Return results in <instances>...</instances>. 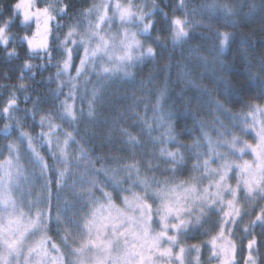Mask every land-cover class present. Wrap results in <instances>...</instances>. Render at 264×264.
<instances>
[{
    "label": "snow or ice",
    "instance_id": "6c2138e0",
    "mask_svg": "<svg viewBox=\"0 0 264 264\" xmlns=\"http://www.w3.org/2000/svg\"><path fill=\"white\" fill-rule=\"evenodd\" d=\"M164 3L167 7V0ZM145 7L135 0H98L76 10L65 0H16L8 15L0 8V47L17 41L27 45L28 59L20 66L18 79L23 81L25 73L35 67L57 69L55 79L49 76L37 82L56 84L47 95L38 94L35 99L24 95L25 102L32 101L30 109L19 107L17 93L26 92L31 85H0L14 89L0 107V119L6 121L0 133L7 139L17 132L15 140L0 145V156L5 148L8 152L0 160V264H185V252L199 254L200 247L186 248L180 244V236L194 231L209 237L202 246L210 248L209 258L220 259V264H240L232 237L237 231L241 239L251 236L244 246V264H258L255 253L261 241L254 229L259 226L264 236V204L260 203L264 201V52L257 57L255 70L247 55L242 66L234 59H222L236 36V31L224 29L241 30L240 44L248 43L251 35L244 34L242 28L256 14L257 5L250 4L245 12L243 3L237 5L232 0H201L199 4L177 0L172 15L156 0L148 11ZM260 7L264 8V3ZM70 10L75 18L69 16ZM156 15L162 21L159 27L156 19H149ZM197 16L200 19H195ZM66 17L70 22L60 23ZM114 23H118L115 31ZM13 24L24 29V35L10 33ZM130 24H136L137 30L131 31ZM65 27L62 39L58 33L53 36ZM140 35L150 41L147 46L138 39ZM195 37L201 43L189 45L185 57L184 46ZM204 48L208 55L202 54ZM54 52L60 53L55 65ZM165 53L163 86L146 89L153 73L137 81L133 69L142 68L147 61L155 68L157 58ZM37 55L47 63H30ZM76 55L80 59L74 65ZM177 55L180 59L174 61ZM6 57L18 58L19 53L12 48ZM174 64L180 71L171 80ZM73 66L75 75L70 73ZM201 66L197 78L195 69ZM4 76L8 78L7 73ZM206 77L211 87L202 83ZM137 84L140 96L135 92L129 96L127 91L120 94L121 86ZM77 100L86 102L87 108L77 109ZM128 100L131 103L123 109L122 102ZM141 104L143 114L135 111ZM235 105L240 111L232 110ZM125 111L136 117L129 127L121 124ZM20 112L24 115H17ZM201 112L213 114L212 119L205 120ZM215 113L228 117L233 127L239 126L237 122L243 124L244 133H254L255 146L244 143L237 148L239 137L229 138V128ZM189 118L191 128L184 123L178 133L176 124ZM29 119L30 127L39 125L38 133L24 130V121ZM81 120L88 121L83 132ZM64 124L71 130L64 129ZM105 127L106 132L100 131ZM209 129L216 132L215 138ZM196 130L199 135L189 143L177 139ZM157 131L159 135L153 136ZM116 132L121 147L115 151L127 156L112 155L111 147L103 151L105 145L114 144ZM171 144L176 147L169 148ZM72 145L77 146L74 152L70 151ZM223 148L227 151H220ZM248 150L254 156L251 162L229 159ZM25 157L34 169L21 163ZM193 157L189 174L181 178L188 169L187 160ZM233 173L235 186L229 183ZM254 212V218L241 228L244 217H252ZM53 224L58 242L49 235ZM177 245L179 252L174 253Z\"/></svg>",
    "mask_w": 264,
    "mask_h": 264
},
{
    "label": "trees",
    "instance_id": "16d2710c",
    "mask_svg": "<svg viewBox=\"0 0 264 264\" xmlns=\"http://www.w3.org/2000/svg\"><path fill=\"white\" fill-rule=\"evenodd\" d=\"M16 0H0V8H3L5 15L9 14V8L10 5L15 3ZM65 2H70L72 3L74 9L79 10L81 8H86L89 5H91L93 2H98V0H65ZM136 3L138 4H144L146 5L145 7V11H148L151 6H152V0H135ZM144 2V3H143ZM177 0H167V7H165V3L164 0H156V3L160 4V6L162 8H164L165 11H167L170 15H172V6L174 3H176ZM194 3L199 4L201 2V0H193ZM233 3L239 5L241 3L244 4V8L243 11L247 12L248 11V6L252 3H255L257 5V12L256 14L249 18L247 21V26L242 28V31L244 34H249L251 35V38L249 40L248 43L241 45L240 44V39H241V30H234V29H224V30H228V31H236V36L232 42V46L229 50H227L224 54V56L222 57V59H224L226 62H231L233 61V59L236 61L237 66H242L243 63V58L245 55H247L248 59H250L253 63V70H255V62L257 57H259L261 55L262 52H264V30L261 29V25L264 24V8H261V4L264 3V0H232ZM39 6L43 7V3H41ZM176 15H181V12H177L175 13ZM69 16L70 17H74L73 11L70 10L69 11ZM150 19H156L157 20V27H159L162 24V21L159 17V15L150 17ZM195 19H200L199 16H197ZM70 22V20L66 17L62 20H60V23L67 25ZM55 22H53V26H54ZM135 29L137 30V25L134 26ZM142 27V26H141ZM33 28V26H32ZM10 33L14 34L16 37L22 36L24 35V29L20 28L18 26V24H13L12 27L10 28ZM67 31V27L63 28V29H59L56 30V32L53 33V36H55L57 33L61 36V39L63 38V33ZM197 32L200 31H204V29H196ZM31 31L28 32V34ZM157 33L155 31H153L152 35L155 36ZM138 39H140L142 42L145 43V45L147 46V44L150 42L148 40L147 37L140 35L138 36ZM58 43V42H57ZM197 43H201L199 37H195L194 39L189 41V44H186L184 46L185 49V57H187V48L189 45H195ZM209 44L211 42H208ZM53 47L55 48V43L53 44ZM12 48H15L16 51L19 53V57L18 58H7L6 57V52ZM83 49H80V53L82 54ZM177 52H179V49L177 50ZM202 54L204 55H208V51L207 48L202 49ZM54 58L52 61V64L55 65L56 60H58L60 58V53L59 52H54L53 53ZM28 59L27 56V45L26 43H19L17 42H13V43H9L7 45V47H0V85H18L20 83H25L28 85H31L32 87H30L29 89L25 91H19L17 94L19 96V107L21 109L24 108H31L32 107V101H24V95L28 94L31 95V97L33 99L36 98V96L39 95H47L49 92V89H53L56 87L55 83H51V84H47V83H37L39 81L44 80L45 78L49 77V76H53V78L55 79V72H56V67L55 66H50L44 70H41L39 67H35L33 68L30 72H26L25 73V79L23 81H20L18 79L19 75H20V66L24 63V61ZM79 59L80 56L76 55L75 60H74V65L79 63ZM168 56L167 53L164 54V56L158 57L157 61L155 62V68L153 67V62L151 61H147L145 63V65L142 68H136L133 69V71L135 72V76H136V80L139 81L141 79L147 78L149 76V73L152 72L153 73V81L151 84L146 85V89H154L158 90L159 87L163 86V82H164V76H165V70L163 68L164 63L167 61ZM176 59H180V57L177 55L174 57V61ZM30 63H32L33 65H40L41 63H47V60L45 59L44 61H42L39 57V55L33 57L30 60ZM193 64L197 63L195 60L192 61ZM209 69L212 68V65L210 64ZM171 71V76L170 79L171 80H175L177 78V73L180 71L179 68H177L174 64V66L172 67ZM203 71V67H199L195 69V73L197 78H199L200 73ZM4 73L8 74V78L6 79L4 76ZM34 75V79H29V77H31ZM70 73L72 75H75V66H73L70 69ZM67 77H62V79H66ZM84 78L82 77L81 80H83ZM92 80H95V77H91ZM203 84L207 85L208 87H211V80L210 78H205L202 81ZM170 87H172V85H169ZM88 87H91V85H88ZM70 85L64 88V93H67L69 91ZM14 89L8 87V88H0V92L3 93L2 96H0V107H3V100H5L8 95L9 92L13 91ZM125 91H127L128 95L131 96L133 92H135V95L140 96L142 94L141 91V86L139 84L137 85H124L121 86L119 89L120 94L125 93ZM61 100L64 99V95L62 94L60 97ZM71 102V101H69ZM131 103V100L122 102V108L126 109L127 108V104ZM259 103V101H258ZM42 108H47V105H41ZM76 107L77 109L84 107L85 109L87 108V104L86 102H84L83 104L77 100L76 101ZM232 110L234 112H238L240 111V106L239 105H235V106H231ZM136 112H140L141 114H143V104L140 105L139 108H137L135 110ZM245 112L248 111V109H244ZM106 114L107 111H106ZM17 115L19 116H23L24 113L20 112ZM149 116H151V112L148 113ZM200 116H202L205 120L210 121L212 119V115L211 113H205V112H201L199 114ZM215 115H218L220 120H222L224 122V124L229 128V132L227 133L228 137L231 138L232 135H236L239 137L240 141L243 142L244 141H249L251 139V137L249 135H247L246 133H244L242 131V128L244 127L243 124L238 123V127H233L232 126V122L230 121V119L228 117H225L223 115H220L219 113H215ZM37 121L39 120V114H37L36 117ZM136 117L135 115L129 114L127 111H125L124 116L121 117V124L124 127H129V124H131V122L133 120H135ZM6 123L5 120L0 119V129L3 128L4 124ZM57 123H59V121H57ZM184 123H187L189 128H191V119H187L186 121L182 120L179 123L176 124V131L179 133L181 131V128L183 127ZM88 124L87 120H81L79 122V128L81 130V132H83L85 125ZM32 125V121L26 120L24 121V130H28L31 131L33 134L38 133L41 129L39 128V125L36 124L35 126H31ZM64 129L67 130H71V128H69V126L67 124H64L62 126ZM130 131H132L134 134H136L138 132L137 128H129ZM103 132L107 131V128L105 127L104 129L100 130ZM162 131V130H161ZM210 135L213 136L214 138L216 137V132L213 130H210ZM114 144L109 146V145H105L103 151L104 152H108L109 151V147H111L112 150V155H125L127 156L126 152H121V153H117L115 151V149L120 148V142L118 139H115V137H118V132L114 133ZM159 135V131L157 132H153V136ZM199 135V131H193L191 133V135L189 134H183L177 137V139L180 142L183 143H189L191 142V139L193 136H198ZM17 136V132L13 131L12 134L7 137V139L3 138V134L0 133V145H5L7 144L10 140H13L15 137ZM61 138H63L61 136ZM76 145H72L70 151H75L76 150ZM149 149L151 148V145L148 146ZM160 146L157 145L156 148L158 149ZM171 149H174L176 147L175 144H171L168 146ZM97 151H100L99 148H97ZM7 152V149H4V154ZM43 155H46L45 152H42ZM1 157V156H0ZM46 159H48L49 163H52L51 159L47 157L46 155ZM194 162V157L193 159H189L187 160V164H188V169L185 170V172L183 174H181V178L186 177L190 170H191V165ZM97 167H99V164H97ZM119 178V177H118ZM101 180L104 179L103 176L100 177ZM125 187H127V185H124ZM109 191H111V189H108ZM63 195V194H62ZM97 195H99V193H97ZM240 195L242 196L243 193L241 192ZM53 202L55 203V196L53 197ZM120 201L118 199H115V203H119ZM261 204H264V201L260 202ZM258 210V209H257ZM255 212L252 213V217L249 216H245L243 221L241 222V228L244 226V224H246L249 219L254 218L255 216ZM53 215H55V208H53ZM216 216H212V220H215ZM205 228L208 227V225L204 226ZM215 229L211 230L212 234H215ZM261 233V228L259 226H257L254 229V234L257 236V239L261 241V243L257 246L258 247V251L256 253L257 256V260H258V264H264V236L260 235ZM49 235L52 237V239L56 242H58V238H57V234H56V228H55V224L52 225V231L49 232ZM234 241L237 243L238 245V251H237V260H239L240 264H244V256L247 255V249L244 247L247 245V241L248 239H251V236H248L246 238L241 239V232L237 231L235 233V236L233 237ZM209 239L208 236H204L201 235L199 232H189L187 235L183 236V241L185 242V245L190 246V245H194V244H199L202 246V242L203 241H207Z\"/></svg>",
    "mask_w": 264,
    "mask_h": 264
},
{
    "label": "rangeland",
    "instance_id": "374dc122",
    "mask_svg": "<svg viewBox=\"0 0 264 264\" xmlns=\"http://www.w3.org/2000/svg\"><path fill=\"white\" fill-rule=\"evenodd\" d=\"M113 2H115V0H113ZM122 3H127V0H121ZM144 3V2H143ZM92 19L94 20L95 17H92ZM150 19V17H149ZM136 24H130V25H127V27L131 30V31H136L135 29V26ZM33 28L32 30L35 29V25L33 24L32 25ZM118 26V23H114L113 24V31H115L116 27ZM108 25H105V28H107ZM29 35H31V32L29 33ZM250 123V121H249ZM251 137V139L249 141H244L241 142L239 145H237V148L239 147H242L244 143H248V144H251L253 146H255V144L257 143V139L255 137V134L254 133H251V134H247ZM16 138V137H15ZM15 138L13 140H15ZM63 139V138H61ZM220 151L222 152H226L227 149L226 148H223V149H220ZM8 155V152H6L3 156L0 157V160L4 159L5 156ZM229 159H232V160H235L239 163H243V161L247 160L249 162L253 161L254 159V156L252 155L251 151L248 150L246 154H244L243 156H240L239 153H237L236 155H230L229 156ZM21 163H23L25 165L26 168L28 169H34V166L30 163V161L27 159V157L23 158L21 160ZM216 165L213 164L212 167H215ZM35 171H39L38 169H35ZM205 183H207V181H205ZM229 183L232 185V186H235V183H236V176H235V173L232 174V178L229 180ZM230 197H225V199H229ZM120 204V202L118 203V205ZM26 210V209H25ZM158 230V229H157ZM171 234V233H170ZM183 236L184 235H181L180 236V244L185 246L186 248L187 247H190V246H187L185 245V242L183 241ZM37 237H34L33 239H35ZM246 238V237H245ZM232 239H234L232 237ZM248 242V241H247ZM196 246H199L200 247V252L199 254L195 251H186L185 254H184V261H185V264H196V259H197V256L199 257V264H220V259L218 258H214V259H210V253H211V249L208 248V247H203L199 244H194ZM164 247H168L167 244L164 245ZM179 247L180 245H177L174 249V253L175 252H179ZM256 255V253H255ZM236 259H237V254H236ZM161 264H166L165 261H162Z\"/></svg>",
    "mask_w": 264,
    "mask_h": 264
},
{
    "label": "bare ground",
    "instance_id": "6f19581e",
    "mask_svg": "<svg viewBox=\"0 0 264 264\" xmlns=\"http://www.w3.org/2000/svg\"><path fill=\"white\" fill-rule=\"evenodd\" d=\"M4 15H5V13H4Z\"/></svg>",
    "mask_w": 264,
    "mask_h": 264
}]
</instances>
